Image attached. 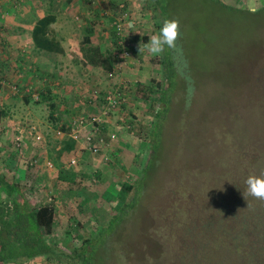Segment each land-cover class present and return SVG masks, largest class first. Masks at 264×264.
Listing matches in <instances>:
<instances>
[{
    "label": "trees",
    "instance_id": "trees-1",
    "mask_svg": "<svg viewBox=\"0 0 264 264\" xmlns=\"http://www.w3.org/2000/svg\"><path fill=\"white\" fill-rule=\"evenodd\" d=\"M143 1L144 4L142 5V2L140 8L132 6L130 2H125L121 6H114L105 14L94 11L97 27L92 17L88 18L84 15L88 18V26L83 35L81 49L86 61L103 68L108 79L112 81L109 89L100 90L102 103L105 102V96L115 94L119 107L117 111L110 110L106 121L102 124L99 123L100 130L96 131L97 135L104 136L106 140L110 139L107 132L115 131V129L110 126L109 119L119 112L126 116L122 122L120 121L121 123L131 124L133 128H137L134 125L137 114L130 107L133 97L130 101L127 99L130 95L142 98L143 102L149 105L151 113L148 125H145L144 128L150 137L152 159H149L143 167L141 177L137 176L134 181L120 183V192L115 190V183L108 188L111 197L116 199L118 195L121 202L114 207L112 216L104 224L100 223L99 225L101 219L94 215L97 224L94 223L95 225L92 227L87 225L91 224L92 220L89 217L87 220L83 218L85 215L83 208L86 207L85 205H89V209L94 212L93 208L98 203V195L94 193L92 187L94 184L102 182V173L98 169L93 172L84 171L82 168L77 170L71 164V160L66 164L65 160L61 159L64 153L69 157L76 155L74 152L79 146L71 137L64 140L63 149L52 159L54 167L60 170L58 182H69L77 184L79 187L75 193V202L79 206H74L67 213L54 202L57 196L53 193H48L52 197H50V202L41 200L42 203H33L30 195L35 192L32 190L39 188L37 185L32 183L27 188L26 183H21L15 174L0 173L2 192L4 196L10 197L8 200L5 199L6 197H0V264H27L38 257H42L48 264H137L134 262L139 263L145 258L153 263L158 262L161 258L163 248L170 253L173 251L174 264H264V200H257L251 196L246 200L243 196L247 177L250 174L261 175L248 169L257 163L256 150L244 152L243 160L235 164V155L232 161L227 163L216 148V146H220L216 135H236L244 133V131L249 135H264V119H262L264 116L256 118L255 122H242L236 117L217 120L213 116L220 115L218 111L228 113V117L232 112L231 116H234V109L242 102L240 100L239 103H235L229 101L228 98L241 97V94L245 95L243 98H246L244 103L240 104L242 113L247 107L252 112L257 109L260 111V106L264 104V100L261 99L264 98V94H261L263 97H260V92L264 93V84L257 85L258 82L253 83L252 80L242 78L241 82H231L229 88L221 92H216L212 87L207 86L195 89V84L198 86L199 84L190 72L191 62L183 45L184 32L181 20L183 18H179L177 13H174V11L180 12L188 9L185 5L193 1L202 10L203 7L210 4L209 1L212 4L208 9H214L213 7H217V5L234 9L237 4L232 3L234 5L232 6L227 0ZM255 1L253 2L255 6L253 12L256 11L257 4L264 5V0ZM72 2L73 0H65V3L73 4ZM89 2L93 1L86 0L84 3L88 4ZM148 14L154 22L156 33L159 32L165 19H179L181 35L177 41V48H166L159 54L161 58L158 61L156 58L151 60V64L154 66L153 70L159 76L150 79L143 77L131 79L125 77L122 70L118 69L120 71L117 74L124 77L121 79L122 81H116L113 76H110V73L114 72L117 65L122 63L121 53L128 49L133 54V44L131 43L133 40L135 44L136 42L141 44L147 43L150 39V33L140 35L134 30L138 25L133 24L132 28L129 24L130 22H141L143 16ZM120 18L127 19L120 22ZM56 20L55 10L49 9L46 11V15L36 23L32 37L40 52H53L60 49L56 38L50 37L51 25ZM120 23L121 25H119ZM105 24L109 25L105 27ZM100 25L104 27L97 34L99 39L101 40L102 36L109 32V39L104 38L106 41L111 40V44H93L91 38L96 34ZM138 29L141 31L140 27ZM10 56L12 57V55ZM156 61L157 63H155ZM144 63L145 61L141 59L134 65L141 68ZM262 71L264 72V69ZM255 86V95H253L251 90ZM45 90L40 92L41 101L36 102H50L51 116H56L58 123H62L61 116H57L59 110V104L55 100L57 96L53 95L49 88ZM30 93H25L27 100L29 95L30 98H33V93ZM175 96L179 97L180 104L173 108L172 101ZM257 99L259 100L257 101ZM95 101L97 102L94 97L87 102V105L91 107ZM193 104H197V106ZM103 105L100 104V107H104ZM237 112L240 114L241 110H237ZM68 113L71 114V111L68 110ZM92 114H96V112L94 111ZM84 115L91 114L85 113ZM9 117L8 110L0 105V135L7 129L3 125ZM173 118L180 124L191 122L194 119L195 132L199 134L196 136L209 140L216 151L211 159L201 156L200 159H197L199 161L196 164L190 166L182 174L173 172L171 181H174L175 187L182 184L185 174L191 179L189 182L195 185V189L189 192L183 189L178 191L179 193L174 194L176 198L169 204L171 210H165L162 216L160 214L158 228H162L164 233H168L169 236V238L166 237L167 244H161L159 239H155L154 235H149V232L145 231L149 227L148 220L151 219L155 222L156 220L154 216L150 217V214L147 213L149 208L141 198L143 191L151 188L145 185L143 190V181L146 183V179L152 180L154 177L161 187L167 181L160 179V165L156 167L154 163L158 160V150L162 149L161 132L168 129L169 121ZM255 124L256 127H253ZM60 127L64 131L69 130V124L62 123ZM220 154L223 156V153ZM159 158L161 159L160 156ZM260 158H262L261 161H264V155ZM239 163L244 167L243 169L238 168L237 164ZM61 165L63 166L61 167ZM86 181H89L88 184ZM170 188L172 187L169 184L167 189ZM172 196L169 195V198L171 199ZM187 197H191L190 200H187ZM174 207L175 211H173ZM78 210L81 212L78 213ZM157 211L159 212L160 209ZM62 212L69 215L68 227H65L62 234L59 235L57 227ZM181 212H184L183 216L180 214ZM118 250L121 251L119 255H117Z\"/></svg>",
    "mask_w": 264,
    "mask_h": 264
},
{
    "label": "rangeland",
    "instance_id": "rangeland-1",
    "mask_svg": "<svg viewBox=\"0 0 264 264\" xmlns=\"http://www.w3.org/2000/svg\"><path fill=\"white\" fill-rule=\"evenodd\" d=\"M80 1L83 2L81 4L83 5V10L88 12H91L93 7L97 4H95L97 0H92L93 2L91 5H89V3L84 5L86 0H76L77 3H80ZM133 1L135 2V7L138 8L141 7L142 2V5L144 4L143 0ZM103 2L104 0L101 2V7H107L106 3L102 4ZM227 2L232 6H234L232 3L235 4V0H227ZM253 2L254 1H251V4ZM209 3L212 4L211 1H209ZM210 4L205 6L207 9L203 7L204 9L202 10V8L197 6V3L193 1L188 2V4L185 5L188 9L180 12L174 11L179 18H183L181 19L184 32L183 45L186 54L189 57V61L191 62L190 72L199 84V86L195 84V89H197V87L207 86L212 87L216 92H221L224 89H228L231 82H241L242 78L252 80L253 83L258 82L257 85H259V83L264 84V72L262 71L264 69V5L257 4L256 11L253 12L248 8H241L238 5H235L234 9L225 8L219 5L213 7L214 9H208V7L211 6ZM79 13L80 12L77 11L75 14L73 13L71 15L72 22L76 23V25L84 22ZM149 17V14L144 15L141 22H130L129 25L131 27L133 24L136 26L138 25L137 28H134L136 33L143 35L148 32L150 33V37H152L157 33L155 32L154 22ZM92 19L97 23L95 15L92 16ZM103 20L107 21L104 18ZM108 25L109 24H106L105 27ZM102 27L104 26L100 25L98 27V33L102 30ZM138 27H140L141 31ZM79 29L81 34L77 35L81 37V26ZM92 38L94 45L101 43L108 44L109 42L105 41L104 36H102V39L100 40L97 34L92 36ZM74 54L77 56L78 51H75ZM149 54H147L149 57L146 59L144 56L142 57L144 61L146 60V63H144L141 68L135 65H132L133 67L131 68L128 67V64L122 63V72H129L133 75L125 74V77L131 79L136 77L150 79L154 76H159L154 72V66L151 64V60L156 58L158 61L161 56L159 55L158 57H155L156 55ZM78 59L79 61H77V63L81 62V59ZM157 61L155 63H157ZM66 62L68 63V61ZM81 70H86L87 72L79 75L77 72ZM70 72L71 74H69V77L64 78L68 79L67 83L63 82L64 86L60 89L56 87V89L52 91V94L57 96L55 97V100L59 104L58 113L62 116L63 121L69 123L78 117V115H84L85 113L92 114L94 111L98 112L100 110V104H102L100 90L109 89L110 84L112 83V81L106 76V72L103 68L94 69L84 67L83 69L80 68V70L70 69ZM140 72L141 74H139ZM123 75L119 74L118 77L115 78L118 79L116 81H122L121 79L124 77ZM56 79L57 78H55V80ZM39 82H43V80L39 79ZM0 83L1 86H7L11 91L10 93L0 91V94L2 95L0 96V101L1 99L3 101V103L0 102V105L3 104L8 106V104H14V106L10 107L12 119L7 122V132L0 135V157L6 155L4 162L0 160V173L9 175L17 174L19 181L22 179L24 183H26L25 185L27 188L32 183L37 185L39 188L32 190L35 192L33 195H30L33 203H42L46 200L50 202L51 196L48 195V193H53L57 196L54 202L60 206L62 211L67 213V211L74 206L78 207L79 204L75 202V193L79 189L78 185L69 182H58V172L60 170H57V167H47L46 160L50 159L53 161L52 158L56 157V155L62 150L59 148L56 150L57 145L64 143V141H60V139L54 134V127L60 126L61 123H58L56 116H51L50 102H36L41 101V90H36L34 92L39 94L40 98L38 100L29 97L26 101L25 92L21 91L20 86L16 82H12L8 77L6 79L0 75ZM38 85L41 88H44L42 84L39 83ZM255 88L256 86L251 90V94L253 95H255ZM20 91L21 94L13 96ZM261 94L264 93L260 92V97H263ZM9 95L14 102L9 101V98H11ZM32 96L34 97V95ZM244 96L241 94V97H229L228 99L235 103L241 100L242 103L240 104H243L246 99L243 98ZM94 97L99 103L97 108L94 104H92L91 107L87 105V102ZM132 97L133 100H131L130 107L133 112L137 114L135 117V125L137 128H127V125L121 123L122 120L126 118L122 112L116 113L110 117V126L115 129L118 135H116V138L111 142V149L106 151L108 158L105 159L100 155H93L89 151L82 152L81 150H79V152H74V154H76L74 157H72L73 155L69 157L65 153L61 156V159L65 160L66 164H68V161L71 158H76L77 163L71 164H73L77 170L82 168L84 171L93 172L98 169L102 173V182L94 184L92 187L94 193H97L98 195V203L93 208L94 212L89 209V205H85L86 207L83 208V213L85 214L83 218L87 220L89 217L92 220L91 224H87L89 227H92L95 225L94 223H96L94 215L99 216L101 219L100 222L98 221L99 225L100 223H106V221L112 216L114 207L118 206L121 202V200L118 199V195L116 196V199L111 197L108 188L115 183V190L120 192V183L126 181L131 182L132 180H135V177H141L143 175V167H145L147 161L153 157L150 137L147 130L144 128L145 125H148L147 122L149 120V115L151 117V113L149 112L150 107L143 102L144 100L142 98L139 99V97H136L135 95H130L127 100L130 101ZM261 99L264 100V98ZM258 100L259 99H257V101ZM172 104L173 108L180 104L178 96L173 98ZM240 104L234 109V116H231V114H233L232 112H230L228 117V113H222L220 111H218L220 115L213 116L217 120H226L230 117H236L242 122H255L256 118H262L264 116V104L260 106V111L257 109V111L252 112L251 109L247 107L244 108V113H242V105ZM245 104L248 105V103ZM193 105L197 106V104ZM65 108H68L71 111V114H68L65 111ZM237 110H241V113L238 114ZM29 111L32 113H29ZM262 119H264V117ZM175 120L176 119L173 118L169 121L168 129L161 132L162 135L160 141L162 142V149L158 150V160L154 163L156 167H159L160 165V179L162 178L167 181L165 184H162L161 187V185H159L160 183H157L154 177L152 180L146 179V183L143 181V190L146 187L145 185H148L151 188H148V190L145 189L141 198L143 202H146V206L149 208L147 213L150 214V217L154 216L156 220L155 222L154 220L149 219V227H147L148 229L145 231H148L149 235H154L155 239H159L161 244H167L166 237L169 238V236L168 233H164L162 228H158L160 214L162 216V213H164L165 210H171L169 204L174 198H176L174 197V194L179 193L178 191L183 189L189 192L190 190L195 189V185L189 182L191 179L185 174L183 176L182 184L175 187L174 181H171L174 171H176V173H184V171L188 170L190 166L196 164L199 161H197V159H200L201 156H207L211 159L214 157L217 148L219 155L223 157L227 163L232 161V158L235 155V164L238 161L243 160L242 155L244 152L256 150L255 153L258 158L257 163H254L252 166L248 167V169L254 173L264 174V161H261L262 158H260L264 155V135H249L246 131L236 135H216L220 141V146L218 145L215 148L206 138L200 139L199 136H196L199 134L195 132L196 128L194 127L195 124H193L194 119H192L191 122L189 121L188 123L183 124H180V122ZM13 122H21V124H16L24 126L23 135L27 138H29V135H32V126H36L39 129V132L45 134V139L47 141H41V143L33 139L34 142H32L31 138L30 146L32 147L29 148V150L27 145H25L20 153H17V155L13 154L11 147L13 148L14 139L10 134V131H13ZM253 127H256V124ZM8 130L10 131L8 132ZM9 141H11V143H8ZM32 149L34 151H32ZM220 153H223V156ZM8 157H12L14 163H8ZM31 157L32 159L37 160V167H32L29 164V159ZM2 164L7 165L4 166ZM237 165L239 169L244 168L240 163ZM62 166L63 165H61V167ZM88 182L89 181H86V184H88ZM169 184L172 188L167 189ZM169 195H173L171 199L169 198ZM0 197H6V200L10 198L9 196H4L1 187ZM190 198L191 197H187V200H190ZM41 200L42 202H40ZM154 206L158 208H155ZM153 209L154 211L152 212ZM157 209H160V211L158 212ZM173 211H175V207ZM64 212L60 215L61 220L58 224L59 228L57 227L59 235L62 234L65 227H68L69 215H66ZM79 212L81 211L78 210V213ZM180 214L183 216L184 212H181ZM120 253L121 251L118 250L117 255ZM134 263L174 264L175 256L173 251L170 253L167 249L165 250V248H163L162 256L158 262L152 263L151 260L145 258L144 261ZM27 264L48 263H46L42 257H38Z\"/></svg>",
    "mask_w": 264,
    "mask_h": 264
},
{
    "label": "crops",
    "instance_id": "crops-1",
    "mask_svg": "<svg viewBox=\"0 0 264 264\" xmlns=\"http://www.w3.org/2000/svg\"><path fill=\"white\" fill-rule=\"evenodd\" d=\"M102 1L103 0H99L97 4L93 7L92 10L93 15H95L94 11L100 12L101 8H102L101 13L105 14L114 6L116 7L121 6L125 2H130L132 6H135V2L133 0L132 1L104 0L102 4L106 3L107 7L105 6L101 7ZM72 3L73 4L65 3V0H0V74L1 76L5 77L6 79L8 77L12 82H16L20 86L21 91L25 93L26 92L34 93L36 90L43 91L47 88H49L51 91H54L56 87L60 89L62 86H64L63 82L67 83L68 79H64V78L69 77V74H71L70 69L80 70V68L83 69L84 67H90L94 69L101 68L100 66H95L94 64L87 62L81 49L83 35L86 31V27L88 26L87 20L88 18H91L93 16L92 11L91 12L84 11L82 7L83 5H81L83 3L82 1H80V3L79 2L77 3L76 0H73ZM89 5H91V2H89ZM49 9L55 10L57 16L56 22H54L51 25L50 37L53 36L56 38V41L59 42L60 49L53 52L50 51L40 52L39 49L35 46L32 37V32L38 20L40 18H43L46 15V11H48ZM77 11L80 12L79 15L84 20V22L79 25L73 23L71 18V15L73 13L75 14V12ZM84 15L88 18H86ZM80 26L82 28L81 37L77 35V34H81V31L79 29ZM108 33L104 35L105 38L109 37ZM96 34H98V30H96ZM91 39L93 41V38ZM131 43L133 44V56L130 59L131 61L129 62L128 67L132 68L133 67L132 65H134L136 61L141 60L143 56L145 57V59L148 58L150 52L147 49L140 51V44L138 42H136L135 44L134 40ZM108 44H111V40H109ZM5 48L7 51L5 50ZM75 51H78L77 56L74 54ZM8 54L12 55V57L11 56L9 57ZM78 58L81 59V62L79 63H77V61H79ZM66 61H68V63ZM84 72L87 71L81 70L77 73L79 75H82ZM123 74L131 75L129 72L127 73L124 72ZM139 74H141V72ZM55 78L57 79L55 80ZM39 79H42L43 82H39ZM39 83L42 84L44 88H41L38 85ZM0 91L3 92L6 91L8 93L11 92L7 86H2L0 88ZM19 94L21 93H18L16 95L14 94L13 96H18ZM0 96L2 95L0 94ZM9 99L10 102H14V100H12V97ZM25 100L27 101L26 98ZM0 102L3 103L2 99ZM1 106L6 108L8 112L11 113L10 107L14 106V104L12 105L8 104V106L2 104ZM68 110H69L68 108H65V111L67 113ZM29 113L32 112L29 111ZM11 114L10 117L4 122L3 127L7 128V122L10 121V119H12ZM58 115L60 114L57 113V116ZM61 122L66 125L69 124V122H65L63 120ZM16 123L21 124V122H13V131L11 132L10 130H8V132L10 131V134L13 136V139H14V135L17 134L15 132L20 131V129H22L23 131L24 129V126H18ZM59 127L60 126L58 127L55 126L54 129ZM33 128L39 131V129L36 126H32L31 128L32 135H29V138L23 135L24 136L23 145L24 146L27 145L28 150L29 148L32 147L30 146L31 143L30 139L32 138V142L36 140V136L34 134ZM6 132L7 129L4 131L3 134H5ZM42 135L44 136L43 141H47L45 139V134L42 133ZM60 141L62 140L60 139ZM8 143H11V141H9ZM63 147H64L63 143H60L59 145H57L56 150L58 148L63 149ZM11 151L13 154H15V151H13L12 147H11ZM32 151L34 150L32 149ZM5 156L6 155H2L0 157V160L2 162H4ZM31 159L32 157L29 159V164ZM52 159H54V157ZM7 162L14 163V159L12 157H8ZM7 164H2V165L6 166ZM27 166H28V162H27ZM16 177L17 179H19L17 174ZM20 181L21 183L25 184L22 179Z\"/></svg>",
    "mask_w": 264,
    "mask_h": 264
},
{
    "label": "built area",
    "instance_id": "built-area-1",
    "mask_svg": "<svg viewBox=\"0 0 264 264\" xmlns=\"http://www.w3.org/2000/svg\"><path fill=\"white\" fill-rule=\"evenodd\" d=\"M251 1L256 2L255 0H236V3L238 6H241L243 8H249L250 10H255V6L253 3L251 4ZM128 18V17H127ZM125 18V19H127ZM124 18H120L119 21L121 22L122 20H125ZM121 25V23L119 24ZM122 57L126 61H128L130 58H132V54L129 52L128 49H125L123 51ZM117 70L114 72L110 73V76H115L117 74ZM115 94H109L108 96L104 97L105 102L102 103L104 104V107H100V110L96 112V114H91L88 116L85 115H80L73 119L70 124H69V130L64 131L61 128H58L55 130L56 136L63 139L65 137H71L74 139L79 148L83 150H87L93 155H100L103 158H108L106 155V151L111 149V142L116 138V131H108L107 133L110 135V139L106 140L104 136L102 135H97L96 131L100 130L99 123L102 124L104 121H106V118L109 116V111H117L119 109L116 101V97L114 96ZM38 98V97H37ZM94 106H98V101L93 103ZM136 124V123H135ZM134 124V125H135ZM127 124V128H131L132 125ZM20 126V125H18ZM34 134L36 136V141L40 142L44 139V136L42 133H40L38 130L33 128ZM15 150L20 151L22 142H23V131L20 129V131L17 132L16 137H15ZM73 164H76L77 161L75 158L71 160ZM47 167H54V164L52 161L48 160L47 162ZM32 164L37 165L38 162L35 159ZM51 200V198H50Z\"/></svg>",
    "mask_w": 264,
    "mask_h": 264
},
{
    "label": "clouds",
    "instance_id": "clouds-1",
    "mask_svg": "<svg viewBox=\"0 0 264 264\" xmlns=\"http://www.w3.org/2000/svg\"><path fill=\"white\" fill-rule=\"evenodd\" d=\"M235 3H236V0H235ZM241 8H243V7H241ZM250 11H252V10H250ZM96 27H97V23H96ZM180 35H181V33H180V21H179V19H177V18L165 19L162 22V27L160 28L159 32L156 35H153L152 37H150V39H149V41L147 43H141L140 44V51H142L144 49H147L151 54L159 55L166 48L167 49H176L177 48V41L179 40ZM132 56H133V54H132ZM129 60L125 62V60L123 59L122 63L128 64ZM122 63L118 64L114 71L117 70L119 72L120 70H122L123 69ZM118 69H120V70H118ZM118 75L119 74H116L114 76V78L118 77ZM19 93H21V91ZM33 95H34L33 98L36 99V100H38L40 98L39 94H37V93H33ZM59 128H61V127H59ZM56 129H58V128H56ZM54 133H55V131H54ZM55 135H56V133H55ZM15 137H16V135H14L13 149L15 151V154L17 155V153L21 152V150L23 149L24 145H23V142H22V146H21L20 151H16L15 150V141H16ZM23 139H24V136H23ZM59 139H61V138H59ZM65 139H67V137H65V138H63L61 140L64 141ZM79 150H81L83 152V149H80V148H78L76 152H79ZM72 159L73 158H71L70 160H72ZM34 160L35 159H31L30 165L32 167H37L38 164L37 165L32 164V162ZM47 161L48 160H46V162ZM245 185H246V189L243 192V196H244V198L246 200H247V198L249 196H251V197H253V198L257 199V200H264V174H261V175L250 174L247 177V179L245 180Z\"/></svg>",
    "mask_w": 264,
    "mask_h": 264
}]
</instances>
